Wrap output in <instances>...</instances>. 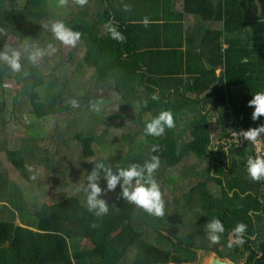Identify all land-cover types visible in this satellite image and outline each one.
<instances>
[{"label":"trees","instance_id":"obj_1","mask_svg":"<svg viewBox=\"0 0 264 264\" xmlns=\"http://www.w3.org/2000/svg\"><path fill=\"white\" fill-rule=\"evenodd\" d=\"M56 1L0 0V48L12 38L17 40L13 48L53 42L58 49L38 68L22 60L27 77L0 65V153L30 189L39 177L53 191L51 204L25 200L13 182L0 194V264H197L198 253L233 264H264V180L252 181L247 175L246 162L254 158L249 143L228 150L223 145L237 127L255 128L264 122V117L253 121L248 106L252 95L264 91V0H87L93 2V11L86 3L69 20L51 11ZM172 2L178 11H170ZM45 18L63 20L80 32V42L66 60L62 45L44 27ZM110 27L117 29L121 41L110 37ZM170 30L179 41L171 36L168 40ZM183 44L185 51L174 50ZM198 48L201 56L209 54L210 69L184 75L182 54L198 65ZM6 87L13 89L8 101ZM99 87L115 99L104 97L95 113L88 105L97 101L90 92ZM232 88L239 90L237 96ZM38 94H43L41 99ZM71 99L80 107L72 108ZM206 105L211 108L207 112ZM129 110L134 116L124 119ZM163 110L171 112L174 126L159 137L146 135L145 123ZM7 114L9 119L31 115L29 125L35 126L15 135ZM224 118L231 124L221 128L224 136L214 144L211 121L217 119L214 123L220 125ZM41 120L56 125L55 140L53 134L48 140L29 135L32 129L40 132L36 126ZM183 120L189 126L184 142L176 133ZM119 138L128 144L117 157L109 152L115 161L107 165L114 173L116 167L159 157L155 178L163 216L125 202L119 184L111 191L100 186L109 206L102 217L86 210L85 193H73L78 172L86 179L92 170L84 160L102 155ZM257 138L264 144V134ZM153 145L158 146L155 152L150 151ZM69 154L79 160L68 164L64 159ZM212 218L225 229L216 244L209 243L204 230ZM237 223L245 225L244 242L229 247ZM84 240L89 247L71 252V242Z\"/></svg>","mask_w":264,"mask_h":264},{"label":"clouds","instance_id":"obj_2","mask_svg":"<svg viewBox=\"0 0 264 264\" xmlns=\"http://www.w3.org/2000/svg\"><path fill=\"white\" fill-rule=\"evenodd\" d=\"M74 3L83 7L87 0H74ZM56 7L62 9L66 7V0H57ZM142 23L147 26V19ZM44 27L51 33L53 41L67 47H75L81 38L79 31H73L70 26H66L63 20L50 18ZM110 37L121 41L123 37L115 27L109 28ZM58 49L53 42H47L44 45L37 43L28 44L27 42L20 48H13L5 45L0 48V65L6 67L13 75L20 74L28 76V72L22 63L25 60L28 65L38 68L45 57H51L57 53ZM155 99V96H152ZM72 108L80 107L78 100L71 99L68 101ZM144 102H141L143 106ZM251 107V119L255 121L258 117H264V91L252 95L248 101ZM89 110L95 113L101 111L102 101L97 100L89 102ZM174 126L173 117L169 110L160 111L151 120L145 123L144 133L149 136L159 137L165 128ZM264 134V122L255 128H249L240 133H234L236 142L241 138L249 141L251 144L257 143V137ZM209 149H212L211 147ZM158 150L157 145H153L150 151ZM213 150V149H212ZM160 166L159 157L151 156L143 164L131 163L127 167H116L115 173L107 164L97 161L92 170L86 177V186L84 187L85 199L84 206L86 210L95 217H102L108 213L109 206L101 197L102 191H111L120 186V197L127 203L135 205L149 215L161 217L164 215V201L160 191L159 184L155 178L156 170ZM99 172L102 173L105 181V189L102 190L97 181L100 179ZM246 172L252 181L264 180V158L257 155L255 158H249L246 162ZM35 179V176L31 177ZM207 239L210 244L219 242L220 237L224 234L225 229L219 219L212 218L204 225ZM245 225L237 223L231 230L232 239L229 240L228 246L233 244L239 246L243 244V233Z\"/></svg>","mask_w":264,"mask_h":264},{"label":"rangeland","instance_id":"obj_3","mask_svg":"<svg viewBox=\"0 0 264 264\" xmlns=\"http://www.w3.org/2000/svg\"><path fill=\"white\" fill-rule=\"evenodd\" d=\"M87 4L89 7L88 10L90 12L93 11V8H92L93 2L90 1ZM77 7L78 6L74 3V0H66V7L65 8L57 9V8L52 7L51 11L55 15L59 16V18H64L66 20H69L71 18L72 13L76 12V10L78 9ZM49 19L50 18H48V19L45 18L44 19L45 23ZM6 43L8 46L14 47L17 44V40L12 39V38H8ZM71 48L72 47H67V46L62 45L61 55H62L63 59H65V60L67 59V54L71 50ZM12 90L13 89H11V88L10 89L7 87L5 88L4 94H5V100L6 101L11 99V97L13 96ZM42 96H43V94L36 95V97L38 99H41ZM90 97H92V99H95V100H102L104 97H108L109 100H112V102L115 99L114 94H112V92L106 93L105 89L101 88V87H99L98 89L96 88L95 90H92L90 92ZM7 105L9 106L8 102H7ZM122 116L124 117V119H128V118H132L134 116V114H133L132 110L131 111L129 110V111H126V113ZM122 116H121V118H122ZM6 118H8V122H9L8 127L11 128L12 132H16L15 135H20V134L24 133L25 127H27L29 124H31L34 121V118L31 115H22V116L15 115L12 117L13 119H9V116L7 114ZM32 125H29V127L35 126V124H32ZM36 127H38V130L40 132L34 131L32 129V130H30V134H29L30 136H32L33 138H36V136L38 134H41V138L45 137L46 140H48L49 138H51V136L53 134V140H55V138H56L55 137L56 125L53 124L51 121L41 120V122ZM211 130H212V133L215 134V131H213L215 129L211 128ZM181 134H182L181 137H184V138H181L184 142L187 139L185 136H183L185 134V132L182 131ZM136 138L137 137H135V139ZM137 139H139L141 141L142 135L140 134ZM127 144H128V140H125L124 138H119V140L116 141L112 145V147L109 148L108 151H105L102 155H99V156L95 155L93 158L84 160V164L87 166L88 165L92 166V168L97 161H100V162L105 163V164H110V163H112V161L114 162L115 159L110 158L109 152L112 154V156L117 157V155H120L126 151ZM120 147H123V149H121ZM65 157L66 158L64 159V161H66L68 164H70V163L74 164L75 161L79 160V158L77 157L76 154H69V155H66ZM34 160L40 161L38 158H36ZM38 178L34 182L33 188L30 189V186H28V184L22 179V177L17 172V170L13 166H11V164L8 162L4 153L3 152L0 153V194L3 192H7V189H9V183L13 182L22 191L25 200H27L29 202L33 201L35 203H40V202L44 201L47 204H51L53 202V195H52L53 191H51L52 186L49 184L47 187H45V185H43V183H42V179H40V178L38 179ZM74 180H75V186L73 188H71L73 190V193L74 192L77 193L79 191H82L84 194V187L86 186V183H87V181L85 179V173L82 171H79L78 175L74 178ZM97 183L99 186L105 185V181L102 179V177H100V179H98ZM66 187L70 191L68 184ZM210 188L212 189V188H214V186L213 187L210 186ZM41 189H44L43 193L41 192ZM54 191L57 192L56 189ZM69 245H70L71 252H75V251L82 250V249L89 247L88 242H86L85 240L84 241L71 242ZM198 255H199V261L197 262V264H208L210 257L214 254L198 253Z\"/></svg>","mask_w":264,"mask_h":264},{"label":"crops","instance_id":"obj_4","mask_svg":"<svg viewBox=\"0 0 264 264\" xmlns=\"http://www.w3.org/2000/svg\"><path fill=\"white\" fill-rule=\"evenodd\" d=\"M170 11H173L174 9L176 10V11H178V6H177V4L176 3H174V2H172L171 4H170ZM178 13V12H177ZM181 24H182V22H181ZM171 25H173V24H171ZM174 32H175V30H170L169 32H168V35H169V38H168V40H170V36H171V39H172V41H173V39H176V37H177V40L179 41V37L178 36H176L175 34H174ZM161 34V33H160ZM163 36L162 35H160L159 36V43L161 42L162 43V41H163V38H162ZM148 38H151V36H148ZM178 41H176V42H178ZM183 41L185 42V35H184V33H183ZM172 43H175V42H172ZM161 49H166L167 50V48H162L161 47ZM185 49H187L186 48V46L183 44L182 45V47L181 48H179V49H174V50H176V51H178V52H180V50H182V51H185ZM200 52H201V49L200 48H198V50H196V54H199L200 55ZM180 54H176V57H178ZM189 57V56H188ZM188 57H186V56H183V54H182V56H181V59H182V61H183V64H182V66H181V69L183 70V74L184 75H186V74H194V70L195 69H198V68H200V69H206V70H208V69H210V66H209V62H208V57H210L209 56V54H203V56H199L198 57V65L196 64V61L195 62H192L191 61V59H188ZM201 58V59H200ZM186 60H188V61H186ZM170 69H176L174 66H172V67H170ZM220 67H218L216 70H215V74L216 75H218L219 74V72H220ZM208 90H211L210 88L208 89ZM238 89L237 88H232L231 89V93H233L234 94V96H237L238 95ZM206 94H207V92H204V93H202L201 94V96H200V98L202 99V98H204L205 96H206ZM209 109H211L210 108V106L209 105H206V108H205V112H207V110H209ZM215 113L217 114V112L215 111ZM209 114L210 115H213L214 113H213V111H210L209 112ZM217 120V119H216ZM215 119H212V121H211V128L212 129H215V130H213V131H215V134L214 133H212V130H211V134H212V137H213V143L214 144H219V142H220V138L221 137H223L224 135H222V133H221V128L223 127V126H225V127H227L229 124H231V122H230V120L228 119V118H224V119H221V122H220V125L219 124H217V123H214L215 121H216ZM181 123V124H180ZM179 124H178V127H177V131H176V133L178 134V136L180 137L182 134H181V132L182 131H184L185 132V134L183 135V136H185V137H187L188 136V129H189V126H187V125H184V120H183V122L181 121ZM218 134V135H217ZM221 136V137H220ZM181 138H184V137H181ZM213 144V145H214Z\"/></svg>","mask_w":264,"mask_h":264},{"label":"built area","instance_id":"obj_5","mask_svg":"<svg viewBox=\"0 0 264 264\" xmlns=\"http://www.w3.org/2000/svg\"><path fill=\"white\" fill-rule=\"evenodd\" d=\"M248 129L242 128V127H237L234 131L230 132L227 137L223 139V145L224 149H235V148H240L244 146L245 143H249L252 151H253V156L254 158L259 155L262 158H264V144L257 138V143L256 144H251L249 141L244 140L243 138L240 139V141L237 143L236 138L234 136V133H240L242 131H246Z\"/></svg>","mask_w":264,"mask_h":264},{"label":"water","instance_id":"obj_6","mask_svg":"<svg viewBox=\"0 0 264 264\" xmlns=\"http://www.w3.org/2000/svg\"><path fill=\"white\" fill-rule=\"evenodd\" d=\"M171 264V263H168ZM208 264H233L229 260H222L216 257L215 255H212L208 261Z\"/></svg>","mask_w":264,"mask_h":264}]
</instances>
